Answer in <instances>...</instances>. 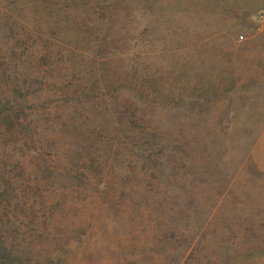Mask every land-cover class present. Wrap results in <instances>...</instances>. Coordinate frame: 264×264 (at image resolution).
I'll use <instances>...</instances> for the list:
<instances>
[{
    "label": "rangeland",
    "instance_id": "obj_1",
    "mask_svg": "<svg viewBox=\"0 0 264 264\" xmlns=\"http://www.w3.org/2000/svg\"><path fill=\"white\" fill-rule=\"evenodd\" d=\"M264 0H0V264H264Z\"/></svg>",
    "mask_w": 264,
    "mask_h": 264
},
{
    "label": "crops",
    "instance_id": "obj_2",
    "mask_svg": "<svg viewBox=\"0 0 264 264\" xmlns=\"http://www.w3.org/2000/svg\"><path fill=\"white\" fill-rule=\"evenodd\" d=\"M264 4V2H263ZM259 12L261 13H257L256 17L263 20L264 21V5L261 9H259ZM264 37V24H263V28H259L257 29V34H255L254 37ZM262 54H263V61H264V46H263V51H262Z\"/></svg>",
    "mask_w": 264,
    "mask_h": 264
},
{
    "label": "trees",
    "instance_id": "obj_3",
    "mask_svg": "<svg viewBox=\"0 0 264 264\" xmlns=\"http://www.w3.org/2000/svg\"><path fill=\"white\" fill-rule=\"evenodd\" d=\"M35 1H37V0H35ZM41 1V0H40Z\"/></svg>",
    "mask_w": 264,
    "mask_h": 264
}]
</instances>
